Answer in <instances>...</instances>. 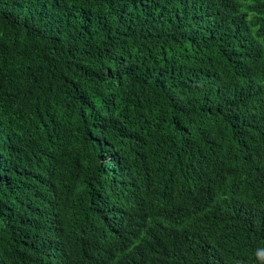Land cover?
<instances>
[{
    "label": "trees",
    "instance_id": "16d2710c",
    "mask_svg": "<svg viewBox=\"0 0 264 264\" xmlns=\"http://www.w3.org/2000/svg\"><path fill=\"white\" fill-rule=\"evenodd\" d=\"M0 264H264V0H0Z\"/></svg>",
    "mask_w": 264,
    "mask_h": 264
}]
</instances>
